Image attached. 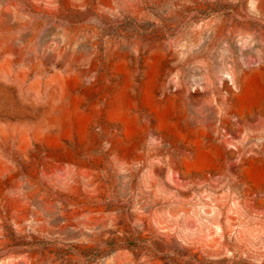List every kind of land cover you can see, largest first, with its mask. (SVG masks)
<instances>
[{"label": "rangeland", "instance_id": "rangeland-1", "mask_svg": "<svg viewBox=\"0 0 264 264\" xmlns=\"http://www.w3.org/2000/svg\"><path fill=\"white\" fill-rule=\"evenodd\" d=\"M0 264H264V0H0Z\"/></svg>", "mask_w": 264, "mask_h": 264}]
</instances>
